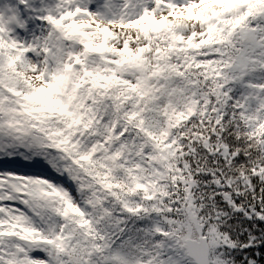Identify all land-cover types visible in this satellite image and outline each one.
<instances>
[{
  "label": "snow or ice",
  "instance_id": "1",
  "mask_svg": "<svg viewBox=\"0 0 264 264\" xmlns=\"http://www.w3.org/2000/svg\"><path fill=\"white\" fill-rule=\"evenodd\" d=\"M0 264H264V0H0Z\"/></svg>",
  "mask_w": 264,
  "mask_h": 264
}]
</instances>
